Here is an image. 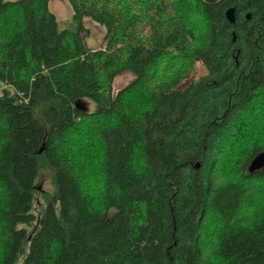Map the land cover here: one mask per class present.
I'll return each instance as SVG.
<instances>
[{"label":"trees","instance_id":"16d2710c","mask_svg":"<svg viewBox=\"0 0 264 264\" xmlns=\"http://www.w3.org/2000/svg\"><path fill=\"white\" fill-rule=\"evenodd\" d=\"M68 2L0 0V264H264V0Z\"/></svg>","mask_w":264,"mask_h":264},{"label":"rangeland","instance_id":"374dc122","mask_svg":"<svg viewBox=\"0 0 264 264\" xmlns=\"http://www.w3.org/2000/svg\"><path fill=\"white\" fill-rule=\"evenodd\" d=\"M49 9L54 13L57 21V27L74 29L76 27V21L72 16V8L68 0H49ZM82 24L86 30H82L84 35V42L86 45L92 48L103 47V35L104 26L95 22L91 17L84 15L82 17ZM205 72V68L197 62L196 69L194 71V78H197L200 74ZM132 78L130 73H124L118 76L113 83V91H117L121 86ZM82 104H86V101L82 100ZM37 177L35 179L36 186L39 189L50 190L52 188V180L50 170L44 166L38 169ZM22 255L20 254L19 260Z\"/></svg>","mask_w":264,"mask_h":264},{"label":"water","instance_id":"95a60500","mask_svg":"<svg viewBox=\"0 0 264 264\" xmlns=\"http://www.w3.org/2000/svg\"><path fill=\"white\" fill-rule=\"evenodd\" d=\"M249 13H246V18L248 17ZM226 18L232 22L234 20V7L230 6L225 10ZM195 167L199 166V162H196ZM264 166V151L259 152L256 154L250 161L248 165L249 172H252L255 169H259Z\"/></svg>","mask_w":264,"mask_h":264},{"label":"bare ground","instance_id":"6f19581e","mask_svg":"<svg viewBox=\"0 0 264 264\" xmlns=\"http://www.w3.org/2000/svg\"><path fill=\"white\" fill-rule=\"evenodd\" d=\"M248 169V168H247Z\"/></svg>","mask_w":264,"mask_h":264}]
</instances>
